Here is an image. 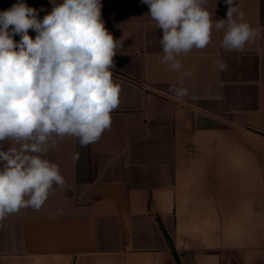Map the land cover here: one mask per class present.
I'll return each instance as SVG.
<instances>
[{"label":"crops","instance_id":"1","mask_svg":"<svg viewBox=\"0 0 264 264\" xmlns=\"http://www.w3.org/2000/svg\"><path fill=\"white\" fill-rule=\"evenodd\" d=\"M18 2L0 0V12ZM23 2L39 19L53 7ZM101 4L106 29L123 41L111 127L86 147L65 137L46 153L65 186L40 210L0 221V264H264V0H236L259 38L227 51L213 29L206 48L179 57L181 72L161 63L162 30L147 4ZM207 8L213 22L226 19L224 0ZM173 83L189 89L180 102Z\"/></svg>","mask_w":264,"mask_h":264},{"label":"clouds","instance_id":"2","mask_svg":"<svg viewBox=\"0 0 264 264\" xmlns=\"http://www.w3.org/2000/svg\"><path fill=\"white\" fill-rule=\"evenodd\" d=\"M141 2L162 30L161 63L172 72H181V55L212 42L213 29L223 33L220 43L227 51H241L261 35L245 21L236 0H224L226 19L215 22L208 0ZM52 4L42 19L23 0L0 12V144L10 145L0 146V221L24 208L40 210L54 185L65 186L46 153L65 137L77 138L81 147L98 141L120 103L111 69L123 41L106 29L101 0ZM216 66L220 72L228 67L221 59ZM191 75L190 69L183 71L180 84ZM169 91L177 102L189 95L176 83Z\"/></svg>","mask_w":264,"mask_h":264}]
</instances>
